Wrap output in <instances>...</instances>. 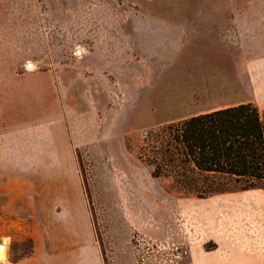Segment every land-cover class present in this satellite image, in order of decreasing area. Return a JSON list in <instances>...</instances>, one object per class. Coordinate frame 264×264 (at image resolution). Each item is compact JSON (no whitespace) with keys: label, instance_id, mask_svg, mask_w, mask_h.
<instances>
[{"label":"rangeland","instance_id":"obj_1","mask_svg":"<svg viewBox=\"0 0 264 264\" xmlns=\"http://www.w3.org/2000/svg\"><path fill=\"white\" fill-rule=\"evenodd\" d=\"M154 12L183 33L244 17L251 44H172L146 78ZM242 102L264 122V0H0V264L263 263L264 186L176 193L139 156L146 131Z\"/></svg>","mask_w":264,"mask_h":264},{"label":"trees","instance_id":"obj_2","mask_svg":"<svg viewBox=\"0 0 264 264\" xmlns=\"http://www.w3.org/2000/svg\"><path fill=\"white\" fill-rule=\"evenodd\" d=\"M139 150L151 175L176 193L203 198L264 186V122L252 102L148 130Z\"/></svg>","mask_w":264,"mask_h":264},{"label":"crops","instance_id":"obj_3","mask_svg":"<svg viewBox=\"0 0 264 264\" xmlns=\"http://www.w3.org/2000/svg\"><path fill=\"white\" fill-rule=\"evenodd\" d=\"M226 14H218V12L212 13H203L199 15V19L194 20L193 16L183 17V21L191 22V30H186V33H183V28L176 29H168L162 22L156 19L153 16H163L166 21H169L167 16L163 14L148 13L145 14V17L140 19L146 20V22L141 24V27L138 29L137 34L140 36L141 43H144V48L139 51H144V54H139L142 60H137L136 63H133V68L140 69L146 63L148 70L146 74V78L153 77L149 75L151 69V62L157 60L159 62L170 61L171 58L175 57L169 54V48L172 44L180 45L182 47L186 44H193L195 42L201 44H212V45H223L224 47H232L234 48L236 44L247 45L248 47L251 44V35H250V27L251 23L249 19H245L244 17H237V15L228 13L229 18L232 19L231 23H225L219 25L218 18L224 17ZM232 16V17H231ZM241 20V21H239ZM172 21V20H171ZM178 21V20H176ZM178 26V25H177ZM179 26H185L183 23ZM146 30V33L141 34ZM173 33H172V32ZM190 33H188V32ZM239 31L240 35H237L236 32ZM185 34V35H184ZM197 34V35H196ZM184 36V37H183ZM142 55V56H141ZM159 77H164L163 75H159ZM141 82H151V80L147 79L146 81ZM234 105V104H233ZM230 106V105H228ZM216 107L211 110L224 108ZM210 111V110H208ZM204 111V112H208ZM203 113V112H200ZM254 190V189H251ZM248 191V190H245ZM244 255V254H243ZM202 256V255H201ZM205 257H197L194 264H208L205 260ZM227 264H264V262H255L252 260H245L239 256V254L233 253L232 258Z\"/></svg>","mask_w":264,"mask_h":264},{"label":"water","instance_id":"obj_4","mask_svg":"<svg viewBox=\"0 0 264 264\" xmlns=\"http://www.w3.org/2000/svg\"><path fill=\"white\" fill-rule=\"evenodd\" d=\"M6 256H7V251L4 250V245L0 243V259L6 258Z\"/></svg>","mask_w":264,"mask_h":264},{"label":"bare ground","instance_id":"obj_5","mask_svg":"<svg viewBox=\"0 0 264 264\" xmlns=\"http://www.w3.org/2000/svg\"><path fill=\"white\" fill-rule=\"evenodd\" d=\"M4 245V250L7 251L6 241L1 242Z\"/></svg>","mask_w":264,"mask_h":264}]
</instances>
